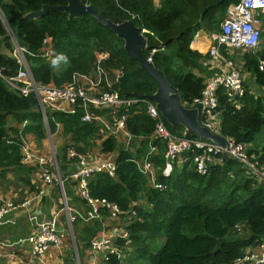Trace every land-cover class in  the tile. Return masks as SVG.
<instances>
[{
  "label": "trees",
  "instance_id": "16d2710c",
  "mask_svg": "<svg viewBox=\"0 0 264 264\" xmlns=\"http://www.w3.org/2000/svg\"><path fill=\"white\" fill-rule=\"evenodd\" d=\"M238 1L80 0L113 23L131 20L134 26L144 30L146 48L142 56L163 73L185 108H191L208 79L192 71L201 72L202 63L210 59L192 50L190 43L200 30L219 32L226 7ZM64 4V0H0V178L8 173L25 172L21 163L25 133L33 134L38 141L46 139L47 133L52 136L59 133L67 136L68 143L73 142L82 154L101 140L102 153H116L114 176L94 174L88 181L89 195L93 200H104L119 207L123 214L117 224L119 227L126 225L130 245L140 264L142 261L149 264H232L246 249L264 240V183L247 178L240 164L220 156L219 162L213 163L206 175H200L188 151L174 163L170 176L164 177L161 173L165 163L164 149L161 147L149 157L154 165L155 181L164 187L162 191L156 190L148 185V179L136 163L148 153L149 138L155 128V121L146 114L144 102L132 104L127 112L122 108L115 113L118 117L127 116L126 130L132 142L137 141L139 145L132 152L119 148L112 136L102 138L94 124L82 123L81 111L74 115L46 111L44 122L33 95L22 97L7 86L5 79L18 71V64L12 58L11 35L26 50L30 73L37 83L60 87L72 83L76 76L93 75L98 67L97 55L101 54L106 56L101 67L108 77L113 79V71L123 72L119 82L110 86L111 91L122 98L127 94L150 96L156 91L153 80L125 53L123 41L91 17L82 15L68 19L66 13L53 9H48L38 19L23 17L40 11L43 6ZM46 38L50 40L52 51L48 60L42 56ZM61 56L66 57V62L59 59ZM260 60L264 61V47L242 57V68L254 79L257 94L264 89ZM241 104V108L236 109L220 95L217 131L224 138L246 145L248 153L258 156L264 166V94L253 95L246 88ZM8 118L17 124L27 122L17 137H14L17 130L7 124ZM166 127L182 137V127L167 124ZM68 143L57 157L62 174L63 165L72 168L75 163L67 155ZM21 181L30 185L28 178ZM132 211L134 216H131ZM100 214L105 216L106 212ZM80 222L76 219L74 230L78 254L80 242L84 248L89 247L100 232L97 223L79 226ZM237 224L245 226V237H236L233 228ZM123 242L118 239L120 246ZM96 257L99 261L100 255ZM109 258L111 264L118 263L115 258Z\"/></svg>",
  "mask_w": 264,
  "mask_h": 264
},
{
  "label": "built area",
  "instance_id": "2783aa9c",
  "mask_svg": "<svg viewBox=\"0 0 264 264\" xmlns=\"http://www.w3.org/2000/svg\"><path fill=\"white\" fill-rule=\"evenodd\" d=\"M262 14H264V0H239L236 3H231L226 7L215 42L208 49L207 55L210 57L211 63H214L216 72L205 81L200 96L192 102L191 108L198 109L200 125L212 133L220 135L217 131L219 123L217 110L220 95L224 96L230 105L236 109L242 106L241 100L246 94L244 77L240 68L229 58V54L234 50L250 52L259 49L262 34L260 28ZM10 38L13 45L12 58L18 64V71L15 76L5 79V82L12 91L22 97L34 96L44 122L46 121L45 112L47 110L69 115L81 111L80 121L82 123L94 124L103 135L112 136L122 143L125 142V149H128L127 147L132 140L125 126L127 116L123 114L118 117L115 113L122 108L124 112H127V108L132 104L144 102L146 114L155 121V128L150 138L159 141L164 147L165 163L161 172L164 177L170 176L174 163L179 162L185 152L192 153L193 166L200 175H206L209 167L213 163L219 162L220 156H224L223 153H225L226 156L224 157L240 164L247 178L257 183H264V166L259 162L258 156L248 153L246 145L223 137L226 146L225 149H222L210 141L179 137L168 130L154 102L134 97L122 98L117 92L111 91L110 86L119 82L123 77V72L116 70L112 72L113 79L108 77L101 67V62L106 56L97 57L98 67L93 75L76 76L72 83L60 87L52 84L43 85L35 82L31 76L29 62L25 56L26 50L19 46L11 35ZM49 41L47 38L43 40L42 46V56L46 60L50 58L52 53L51 45L48 46ZM259 70L264 71V61L262 60L259 61ZM68 145L67 155L75 161L73 167H76L71 169L67 179L74 183L80 197L88 204L89 209L85 211L70 206L65 199L62 189L63 181L58 176L54 155L50 160L37 156L26 143H23L21 163L35 161L39 167L42 183L45 186L59 185L62 193L60 203L63 208L61 212L65 214L68 225L71 226L76 219H80L82 222L97 219L100 210L112 218L119 219L123 213L115 203L93 200L88 190V181L94 174L106 173L110 177L114 176V160L105 159L89 164L85 160V155L77 151L73 142H69ZM155 151V146L150 144L146 156L136 163L140 172L148 179V185L162 191L164 187L155 181L154 165L149 159ZM32 202V199H25L20 203L0 199V223L10 213L27 208ZM59 213L55 212L48 219L36 224L28 236L31 254L38 260H41L52 249L59 252L63 250L67 237L61 228ZM130 213L131 216L135 215L133 211ZM233 232L236 234L244 233L245 226L237 224L234 226ZM118 239H123V245L118 244ZM130 247L126 225L117 227L116 235L97 236L90 242V252L95 257L92 264H111L109 256L115 258L118 261L117 264H124L126 252L130 250ZM96 254L100 255L99 261ZM232 264H264V240L257 242L254 247L246 249L243 256L236 259Z\"/></svg>",
  "mask_w": 264,
  "mask_h": 264
},
{
  "label": "crops",
  "instance_id": "0c3cea01",
  "mask_svg": "<svg viewBox=\"0 0 264 264\" xmlns=\"http://www.w3.org/2000/svg\"><path fill=\"white\" fill-rule=\"evenodd\" d=\"M263 25L264 14L261 15V29ZM214 42L215 34L200 30L195 33L190 43V48L205 56L207 55L208 49L211 47V45L214 44ZM50 45L51 43L49 41L48 46ZM205 63L209 64L210 67H206ZM202 66L204 67V69L201 72L197 70H193L192 72L195 75L201 76L205 79L214 74L211 70H214V72H216L215 65L214 63H211V59H209L208 62H203ZM247 74L250 77V80L246 81L244 79L246 85L245 87L250 91L249 93L254 95V92H256L254 79L249 73ZM249 77H247L246 79H248ZM80 80L83 81L82 79ZM7 124L9 127L15 128L17 130V133L14 136L17 137L19 134H21L27 122L17 124L12 119L8 118ZM99 133L102 138H105V135H103L101 132ZM23 140L29 146L30 150L37 156H42L50 160L54 154L58 169V176L63 181V194L68 204L72 207L80 208L82 210L89 209L88 204L80 197V193L74 186V183L67 179L71 172V169L75 168L76 166L71 168L70 165H63L64 174H62L58 168L57 157L61 155L62 147H64L69 140H62V144L56 145L49 135L46 139L38 141L31 133H25ZM100 142L101 140L96 143L97 146H95L91 151L89 150L90 148L85 151V160L89 164H94L99 160L105 159L115 160V152L104 154L100 151ZM22 167L24 168L25 172L8 173L5 175V178H0V199H8L15 203L18 200H21L19 202H22L25 199H33V202L30 206L10 213L0 223V264H69V262L67 261V257L69 255V248L67 244L68 238H66L63 250L61 252L52 249L41 260H38L31 254L28 236L32 233L36 224L48 219L53 213L60 212L59 214L61 228L67 235V231H65L61 222L62 217H64L65 220L64 224H67V221L65 214L61 212L63 208L60 203V201L62 200V193L59 185L53 184L50 186H45L42 183L39 174V167L35 161L24 163L22 164ZM22 178H28L30 185H24V183L21 181ZM22 184L23 186L21 188L16 189L17 185L20 186ZM21 191H23L24 195L16 198L17 195H20V193H22ZM41 191L43 192L41 193ZM100 212L102 213L103 211L100 210ZM111 220H113V224L115 225L114 229L112 231H106L103 224H107ZM95 221H97V224H100V227L102 228V230L97 233V236L107 237L116 235V228L119 227V224H117L119 223L118 219H108L107 214L105 216L99 214V217ZM78 233L79 231H77V234ZM77 242L79 244V240H77ZM80 244V251L83 254V263L92 264L95 257L93 254H91L90 248H84L82 242H80ZM76 252L78 253L77 250L75 251V254ZM79 255L80 254H78V256Z\"/></svg>",
  "mask_w": 264,
  "mask_h": 264
},
{
  "label": "water",
  "instance_id": "95a60500",
  "mask_svg": "<svg viewBox=\"0 0 264 264\" xmlns=\"http://www.w3.org/2000/svg\"><path fill=\"white\" fill-rule=\"evenodd\" d=\"M65 4L58 7L43 6L38 12H30L23 17L25 19H38L46 13L48 9L59 10L67 14L68 19H75L82 15H87L103 26L118 39L123 41L125 53L138 62L140 69L145 72L155 83L156 91L150 96H139L127 94L125 97L136 99H147L154 102L165 123L171 127L180 126L183 128L182 137H197L203 141H210L216 146L225 149V139L202 127L198 120L197 108H185L180 105L177 91L168 84L163 73L153 67L150 60L142 56V50L146 48L144 30L134 26L131 20L121 23H113L100 16L91 5H84L80 0H64ZM226 156L225 153H223Z\"/></svg>",
  "mask_w": 264,
  "mask_h": 264
},
{
  "label": "rangeland",
  "instance_id": "374dc122",
  "mask_svg": "<svg viewBox=\"0 0 264 264\" xmlns=\"http://www.w3.org/2000/svg\"><path fill=\"white\" fill-rule=\"evenodd\" d=\"M218 33L219 32H217L216 34L214 33L215 37L217 36ZM260 47H264V25L262 26V36L260 37V46H259V48ZM257 51L258 50L250 51V52H242V51L234 50V51L230 52V54H229V58L234 62V64L238 68L241 69V73H242V75H243V77H244V79L246 81L250 80V77L248 76V74L242 68V65H243L242 57H243V55L245 53L254 54ZM101 56H104V55H101V54L97 55V57H101ZM247 77H249V78L246 79ZM254 94L256 96H259V94H260V96H261L262 94H264V89H261L260 93L257 94L256 92H254ZM48 135H47V137H48ZM49 136L52 139V141L54 142V144H56V145L57 144H62V140H67V136H60L59 133L54 134L53 136L52 135H49ZM263 142H264V136H263ZM149 143L150 144H153V143L155 144V148H156L155 153H158V149L163 147V145L159 141L154 140L153 138H150ZM95 146H97V145L94 144L89 150L91 151ZM137 146H139L138 142L137 141H133V142H131V144H129V146L127 148H128V150H131L132 152H134L136 150ZM118 147L119 148H125V142L122 143V141H118ZM163 149H164V147H163ZM22 186H23V184L20 185V186L17 185L16 189L21 188ZM21 192L22 193H20V195H17L16 198L24 195L23 191H21ZM19 201H21V200L16 201V203H20ZM107 218L110 219L112 217L107 214ZM124 219L126 220V218H124ZM95 220L96 219H94V220H92L90 222H80L79 226H87V225L91 226L92 224L97 223V221H95ZM111 221H112V223H111ZM111 221L109 223H107V224L106 223L103 224L104 228L106 229V231H112L114 229L115 225L113 224V220H111ZM61 222H62L63 228L65 229V231H67L66 237L68 238L67 244H68V248H69L68 249L69 255L67 257V261L69 262V264H84L83 263V254H82V252L80 251V255L79 256H78L77 252L75 254V251L77 250V247H76V242H75L73 237H74V230H75V222L76 221L73 222L71 226L70 225L67 226V224H64L65 220H63V221L61 220ZM100 226H101L100 224H98L96 226L98 228V230H102V228ZM245 234H246L245 232L244 233H240V234L237 233L236 237L243 238V237L246 236ZM156 251H154L152 253H155ZM124 264H140L139 260H136V257L134 256V252H133V248L132 247H130V250L126 252V257H125V260H124ZM142 264H149V262L148 261H142Z\"/></svg>",
  "mask_w": 264,
  "mask_h": 264
},
{
  "label": "clouds",
  "instance_id": "9594fccd",
  "mask_svg": "<svg viewBox=\"0 0 264 264\" xmlns=\"http://www.w3.org/2000/svg\"><path fill=\"white\" fill-rule=\"evenodd\" d=\"M59 59H61V60H65V62H66V57H63V56H61V57H59ZM56 62L54 61V64H55ZM74 238V237H73Z\"/></svg>",
  "mask_w": 264,
  "mask_h": 264
},
{
  "label": "bare ground",
  "instance_id": "6f19581e",
  "mask_svg": "<svg viewBox=\"0 0 264 264\" xmlns=\"http://www.w3.org/2000/svg\"><path fill=\"white\" fill-rule=\"evenodd\" d=\"M202 36V35H201Z\"/></svg>",
  "mask_w": 264,
  "mask_h": 264
},
{
  "label": "flooded vegetation",
  "instance_id": "af4514ba",
  "mask_svg": "<svg viewBox=\"0 0 264 264\" xmlns=\"http://www.w3.org/2000/svg\"><path fill=\"white\" fill-rule=\"evenodd\" d=\"M263 48V47H262Z\"/></svg>",
  "mask_w": 264,
  "mask_h": 264
}]
</instances>
